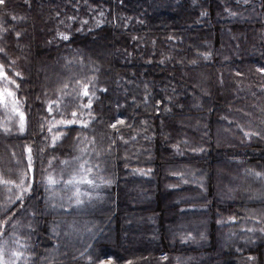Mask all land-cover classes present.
Returning a JSON list of instances; mask_svg holds the SVG:
<instances>
[{
	"label": "trees",
	"instance_id": "16d2710c",
	"mask_svg": "<svg viewBox=\"0 0 264 264\" xmlns=\"http://www.w3.org/2000/svg\"><path fill=\"white\" fill-rule=\"evenodd\" d=\"M0 24L5 50L0 60L6 54L20 62L18 96L31 127L19 135L0 132V152L10 157L11 149L23 145L36 152V198L29 209L42 225L40 237L48 240L47 229L58 220L44 212L38 172L48 158L37 153L48 142L44 81L56 68L72 76L69 86L80 91V102L91 99L94 122L88 133L106 151L109 167L102 173L111 181L108 203L93 215L78 214L92 217L105 231L113 227L112 240L100 245L103 255L131 258L133 264H170L176 256L193 255L207 256V264H248L252 257L264 264V238L246 249L235 250L241 247L237 241L222 250L225 230L217 224L228 216L245 220L244 211L264 206V200H221L213 176L222 161L264 162V73L259 71L264 69V0L247 5L237 0H7ZM61 33L70 39H61ZM89 81L90 96L83 97L81 86ZM252 117L261 135L250 145L241 131L233 132ZM86 129L68 127L71 137H65ZM226 129L236 137L221 143L216 130ZM134 167L149 169V178L135 176ZM187 167L199 169L198 178L212 171L201 198L191 200L169 187L177 182L172 174ZM0 174L8 175L1 167ZM185 188L200 193L196 186ZM193 212L200 217L186 221L184 215ZM192 232L195 245L188 240ZM100 238L92 244L99 246ZM49 255L47 248L42 251L41 264L84 259L73 254L51 261Z\"/></svg>",
	"mask_w": 264,
	"mask_h": 264
},
{
	"label": "rangeland",
	"instance_id": "374dc122",
	"mask_svg": "<svg viewBox=\"0 0 264 264\" xmlns=\"http://www.w3.org/2000/svg\"><path fill=\"white\" fill-rule=\"evenodd\" d=\"M250 1L251 0H249V3ZM2 59L3 62L0 60V63L6 66L8 74L14 79H16L14 72H20L22 74V71L19 68V60L12 59L6 54L3 55ZM12 61H15V63L13 64ZM71 79L72 76H66V74H64L60 70L56 68H50L49 78L48 80L44 81V85L47 89V92L43 99L45 109L47 111L48 105L52 104L54 109L52 115L56 117V120H59L61 118V115H63V117L66 119L71 118V112L77 111L80 114V118L85 122H88L89 127H87V129L81 128V131L83 129H86L87 132L85 131V133H83L81 131H78L81 133H77L70 140H67L66 137H68L69 135V130H67L68 127H81L80 124L77 123L76 125H71L68 127H52V123L49 122L50 116L47 111V116L44 118V122L45 126H47V129L49 127H52V131H48V140L46 139L48 141L46 142L47 146L41 149L39 148L37 153H39L40 159L44 155H47L46 159L48 158V160L45 167L42 169V172H38V176L41 178V181H43L44 178L49 173H51L54 179H58L61 169L66 167L62 164V161H71L73 157L81 155V148H86L87 151L84 154L83 159L89 161V164L86 165V167L91 166L93 168V172L90 178L96 180V183L99 185V187H89L87 184H81V192L89 193L92 199L89 200L88 196H82L81 198L85 202L82 205L77 206L74 199L69 200V196L72 195L71 191L63 190V181L53 186L56 190L57 195L56 198L51 201L49 200V197L52 194L51 192L45 191V184L43 183V197L46 203L44 212L53 213V215L56 216L55 218L58 219L54 225L49 226L47 229V232L49 234L48 240H45L43 239V237L39 236L42 231V225L36 218L37 214L35 213V211L29 209V207L34 206V200L36 198V192H34L33 194L32 191L30 197L25 200L23 210H17L19 208V205L16 209H13L16 214L12 217V220L9 221V223L5 226V238L8 241L5 249V259H12L11 252L14 250H20L23 252L24 257L28 258L27 264H41L42 251L47 248V251H49L50 253L48 257L50 259L48 260L51 261L70 257L73 254L82 256L81 254L86 251L83 255L84 259L82 264H90L89 258H91V264H100L101 261L103 262V264H108L109 259L112 260V264H133L135 260L131 258L122 259L118 257L103 255L100 245L102 243H105L106 239L112 240L113 227H111L109 231H105L104 229H101V227L99 226L100 224L98 222H95L92 217H90L89 220H86L84 217L78 215H93V213L97 212L98 209H103L107 205L109 193L111 191V181L110 183H106V181L109 180L106 178V175L102 173V171H106L107 167H109L105 157L106 151L102 147H98L95 141L93 143L92 141L93 139L95 140V136L88 133V129L94 122V118L89 115V109H81L80 106L82 104H86L87 102L79 101L80 97H78V95L80 91L69 86ZM65 85H67V88L64 87ZM13 90H15L14 86ZM17 97L23 102L22 98L18 96V92ZM76 101L78 102V104ZM22 111L25 112L27 119L26 130L23 133L25 134L31 130V127L28 115L24 110V103ZM9 115L10 113H8L5 109H3L2 106H0V124L7 123V126L12 128V132L10 134H5L2 131L0 132L5 135L21 134L16 131L15 121L9 120ZM259 115L260 113L256 116L253 114V117L256 118ZM255 123L256 120L251 121L250 123H245L244 125L235 128L233 133H235V131H241L244 141L252 145L259 138L257 136L248 138L245 136V132H259L260 128ZM233 133L228 132L227 129L216 130V137L219 142L225 143L228 141H232V138L236 137V134ZM53 136H59V139L56 141L54 147L51 146ZM69 137L71 136L69 135ZM58 145H60V147H58ZM27 147L30 146H16L15 149H11L12 153L10 154V157H6L4 153L0 152V167L3 170V174H8L6 176H3L5 179L16 180L18 179L17 173L22 170H26L28 154L25 149ZM42 149L43 151H41ZM35 153L32 149L33 162ZM246 159L247 160H241L239 162L233 161L234 164H230L225 161L219 162L216 172L213 171V176L218 183L219 197L221 198V200H226V202L245 201L248 203H260L264 200V179L258 178L257 176L253 175L254 172L264 173V162L257 163L249 160V157ZM145 170L140 169L139 167H134L131 172H134L135 176L137 177L139 175H147L145 177L149 178V175L146 173L150 172V170ZM184 170L186 171L172 174V176L177 178V182L169 185V187L177 190L180 193L183 192L184 194L188 195L187 197L190 199L192 198L194 200L201 198L202 195L207 193V183L209 182L208 178L213 177L212 171H208L205 173L206 178H198V176L201 174V171L196 167H187ZM29 176L34 178V167ZM64 179H67V175H65ZM189 184L192 186H196L200 193L198 194L191 189L185 188ZM14 192L15 190H13V193H9L3 185H0V205L4 204L8 196L14 195ZM60 197H63V199H61ZM53 203L56 205L55 207L52 206ZM257 205H255L253 209L247 208L245 210L244 208V216H246L245 220H240L237 222L238 218L228 216L221 219L222 221L217 222L218 226L221 229L225 230L223 233L221 231L220 247L222 250H224L228 246H231L237 241L241 242V247H235V250L236 248L246 249L251 247L252 245L260 244L262 242L264 238V206ZM192 209L194 208H191V210ZM198 214L199 212L187 213L186 215H184V218L186 221H190V218L200 217L198 216ZM204 214L206 217H208L207 213ZM4 218L5 217L3 214V209H0V220H3ZM16 222L19 223V227L13 229L11 225L12 223ZM137 224L138 222L135 220L134 225ZM205 224L206 223H202L203 226H205ZM182 226H185V224ZM188 228H192V224L189 223ZM249 229H251V231H249ZM13 231L17 233L18 237L22 240L23 243H26L28 245L26 249H18V246L14 243V240L17 237H13L10 235ZM204 234H202V236ZM100 236L102 237L100 238ZM188 236H190V239L188 240H191V244L193 243V245H195V243L197 242V236L195 235V233L192 232V234H189ZM95 238H100L99 246H96L95 243L92 244L91 241L95 240ZM207 261V256L193 255L188 258H181L176 256L173 258L170 264H207ZM18 264H25V260L21 258ZM235 264L243 263L237 262ZM248 264H256V258L252 257L248 259Z\"/></svg>",
	"mask_w": 264,
	"mask_h": 264
},
{
	"label": "snow or ice",
	"instance_id": "6c2138e0",
	"mask_svg": "<svg viewBox=\"0 0 264 264\" xmlns=\"http://www.w3.org/2000/svg\"><path fill=\"white\" fill-rule=\"evenodd\" d=\"M243 3L247 5L249 3V0H237V3ZM7 7V0H0V8H6ZM227 10V9H226ZM232 15H236L235 12H231ZM15 19V17H12ZM86 23V21H85ZM0 27H2V24H0ZM4 31H7V29H4ZM17 35H19L17 33ZM60 38L63 40H69L70 37L68 35H65L63 33L59 34ZM5 52L4 49L0 48V53ZM14 64L15 61H12ZM259 71L264 72V69H260ZM15 77H19L22 79V74L20 72H14ZM80 81H77V84H80ZM88 83H84L81 86V95L83 97H89L90 96V88ZM13 86L15 90H13ZM20 85L17 83L16 79H14L12 76H10L6 70V66L2 63H0V106L3 107L9 115V120L15 121V127L16 131L23 134L26 130L27 125V119L25 112L22 111L23 102L17 97V92L19 91ZM67 88V85L64 86ZM81 109H91L92 102L91 99L88 100L86 104H82ZM47 111L50 116L49 122L52 123V127L56 126H63L68 127L71 125H76L77 123L80 124L81 128H87L89 127L88 122H85L80 118V114L77 111L71 112V118H64L63 115H61V118L59 120H56V117L52 115L54 109L52 104L48 105ZM89 115L91 113L89 112ZM118 123L123 124V121H118ZM52 127H49L47 130L49 132L52 131ZM112 128H116V125H111ZM44 124H41V129L43 130ZM0 131H2L5 134H10L12 132V128L7 126V123L0 124ZM261 133L259 132H245V136L248 138H251L252 136H260ZM59 139V136H53L51 141V146H55L56 141ZM86 139V138H85ZM94 143V139L92 141ZM27 165L26 170H22L17 173L18 179L11 180V179H5L2 174H0V185H3L9 193H13V190H15L14 195L8 196L7 200L4 202L3 205H0V209H3L4 219L0 220V264H18L21 258L25 260V264H27V257H24V254L20 250H14L11 252L12 259L6 260L5 259V249L6 245L8 243L7 239L5 238V226L9 223V221L12 220V217L15 216V211L12 210V206L16 205L17 202H19V208L17 210H23L25 198L30 197V194L33 191V183L34 178L30 177L29 174L33 170V161H32V148L27 147ZM43 151V149L41 150ZM86 148H81L80 153L81 155L73 157L71 161L65 160L62 161V164L66 167L61 169L59 178L54 179L52 174L49 173L42 183L45 184V191L51 192V196L49 197V200H54L56 198V190L53 187L54 185H57L63 181V190L65 191H71L72 195L69 196V200L74 199L75 204L77 206L82 205L85 201L81 198L82 196H88L89 200L92 199L89 193L81 192L80 185L81 184H87L89 187H99V185L96 183V180L90 178L93 168L91 166H87L89 164V161L86 159H83L84 154L86 153ZM51 163V162H50ZM65 175H67V179H64ZM253 175L257 176L258 178L264 179V173L260 172H254ZM106 183H110V181H106ZM63 199V197H60ZM53 207L56 205L53 203ZM10 213V214H9ZM11 227L13 229H16L19 227V223H12ZM251 231V229H249ZM13 237H17L14 240V243L18 246V249H26L28 245L26 243H23L22 240L18 237L17 233L13 231L11 234ZM83 255V253H82ZM90 264H91V258H89ZM100 264H103L101 261ZM108 264H112V260L109 259Z\"/></svg>",
	"mask_w": 264,
	"mask_h": 264
},
{
	"label": "crops",
	"instance_id": "0c3cea01",
	"mask_svg": "<svg viewBox=\"0 0 264 264\" xmlns=\"http://www.w3.org/2000/svg\"><path fill=\"white\" fill-rule=\"evenodd\" d=\"M91 242H93V240Z\"/></svg>",
	"mask_w": 264,
	"mask_h": 264
}]
</instances>
